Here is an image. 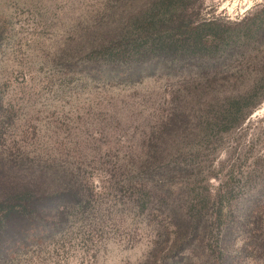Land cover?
I'll return each instance as SVG.
<instances>
[{"label": "rangeland", "instance_id": "374dc122", "mask_svg": "<svg viewBox=\"0 0 264 264\" xmlns=\"http://www.w3.org/2000/svg\"><path fill=\"white\" fill-rule=\"evenodd\" d=\"M37 172L85 201L0 264H264V0H0V198Z\"/></svg>", "mask_w": 264, "mask_h": 264}, {"label": "trees", "instance_id": "16d2710c", "mask_svg": "<svg viewBox=\"0 0 264 264\" xmlns=\"http://www.w3.org/2000/svg\"><path fill=\"white\" fill-rule=\"evenodd\" d=\"M37 173L42 180L36 178V180H32L31 183H19L15 182L16 178H14L3 182V196L0 198V239L6 235L5 232H8L6 230H14L17 232L16 234L19 232L21 235H29L37 231L40 232L44 225L55 227L57 223H54V221L60 217L62 219V216L67 213V203H65V200L68 198L71 199L70 196H72L73 201H77L79 204L85 201L79 185L76 182H68V179H64L61 185L57 183V185L54 186V188L58 190V194L55 198L49 197V190L52 188V185L48 183L49 186L46 190L47 184L45 182L43 183V178L46 173ZM9 176L12 177L11 175ZM67 190L70 191L69 193H71V195H68ZM48 201L49 203H47ZM53 213L57 215H54L53 219H51ZM57 222L59 223L58 225L61 224V221L58 220ZM2 225L6 227L4 233L3 229H1ZM2 234L5 235L3 236ZM12 242L14 245L8 249L7 246ZM18 242L16 238L12 240L10 237L0 240L1 258L2 256H7L8 253L14 252L19 246Z\"/></svg>", "mask_w": 264, "mask_h": 264}]
</instances>
